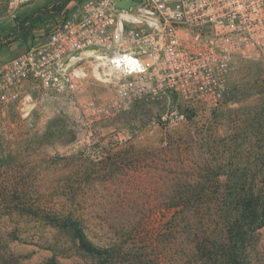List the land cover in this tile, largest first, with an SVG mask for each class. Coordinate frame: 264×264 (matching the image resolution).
Returning <instances> with one entry per match:
<instances>
[{
	"label": "rangeland",
	"instance_id": "obj_1",
	"mask_svg": "<svg viewBox=\"0 0 264 264\" xmlns=\"http://www.w3.org/2000/svg\"><path fill=\"white\" fill-rule=\"evenodd\" d=\"M8 1L4 55L19 47L26 16L76 3ZM226 81L218 110L184 118L168 103H139L87 125L85 102L114 94L92 74L81 94L29 84L0 105V264H226L229 222L251 193L264 202V57H237ZM52 219L76 221L105 253H87ZM237 259L264 264V223Z\"/></svg>",
	"mask_w": 264,
	"mask_h": 264
},
{
	"label": "built area",
	"instance_id": "obj_2",
	"mask_svg": "<svg viewBox=\"0 0 264 264\" xmlns=\"http://www.w3.org/2000/svg\"><path fill=\"white\" fill-rule=\"evenodd\" d=\"M37 1L8 2L15 9ZM75 1L29 48L0 64V105L16 101L26 82L81 94L92 74L111 81L114 94L85 102L87 125L139 103L165 102L184 118L223 105L237 57H264V0Z\"/></svg>",
	"mask_w": 264,
	"mask_h": 264
},
{
	"label": "trees",
	"instance_id": "obj_3",
	"mask_svg": "<svg viewBox=\"0 0 264 264\" xmlns=\"http://www.w3.org/2000/svg\"><path fill=\"white\" fill-rule=\"evenodd\" d=\"M63 5H66V1L52 9V12L48 8L36 9L20 23L21 33L18 36L25 40L28 39L37 28L39 21L47 23L68 11V9H63ZM242 213V218L229 222L230 240H228V252L225 254L226 264H238V251L245 252L252 244L254 232L264 223V202L255 203L254 195L251 193L242 208ZM51 222L70 228L78 240L79 246L87 253L99 256L105 253V249L97 247L87 238L82 227L76 221L52 219Z\"/></svg>",
	"mask_w": 264,
	"mask_h": 264
},
{
	"label": "crops",
	"instance_id": "obj_4",
	"mask_svg": "<svg viewBox=\"0 0 264 264\" xmlns=\"http://www.w3.org/2000/svg\"><path fill=\"white\" fill-rule=\"evenodd\" d=\"M30 41H31L30 38H28L26 40L22 39L21 41L18 42V46L19 47L16 50H11L8 54H5V55H4V53H2V50H1V52H0V61H1V63L6 62L7 60L10 59V57L12 58L14 56H17V55L23 53L26 50L27 44ZM33 41H35V39ZM29 84L30 83H28V82L22 84V91L23 90L27 91V88L29 87Z\"/></svg>",
	"mask_w": 264,
	"mask_h": 264
},
{
	"label": "bare ground",
	"instance_id": "obj_5",
	"mask_svg": "<svg viewBox=\"0 0 264 264\" xmlns=\"http://www.w3.org/2000/svg\"><path fill=\"white\" fill-rule=\"evenodd\" d=\"M126 62H127L128 65H134L136 61L132 57L127 56L126 57Z\"/></svg>",
	"mask_w": 264,
	"mask_h": 264
}]
</instances>
